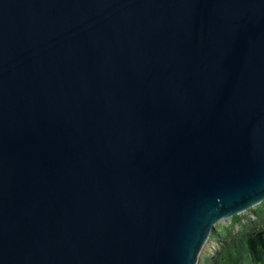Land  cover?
Returning <instances> with one entry per match:
<instances>
[{
	"label": "water",
	"instance_id": "1",
	"mask_svg": "<svg viewBox=\"0 0 264 264\" xmlns=\"http://www.w3.org/2000/svg\"><path fill=\"white\" fill-rule=\"evenodd\" d=\"M264 200V0H0V264H199Z\"/></svg>",
	"mask_w": 264,
	"mask_h": 264
},
{
	"label": "trees",
	"instance_id": "2",
	"mask_svg": "<svg viewBox=\"0 0 264 264\" xmlns=\"http://www.w3.org/2000/svg\"><path fill=\"white\" fill-rule=\"evenodd\" d=\"M253 213L256 219L240 225L235 233L231 228L241 223L238 214L230 225L216 228L212 237L218 242L203 253L199 264H264V200Z\"/></svg>",
	"mask_w": 264,
	"mask_h": 264
},
{
	"label": "rangeland",
	"instance_id": "3",
	"mask_svg": "<svg viewBox=\"0 0 264 264\" xmlns=\"http://www.w3.org/2000/svg\"><path fill=\"white\" fill-rule=\"evenodd\" d=\"M258 206H259V204L251 205L246 210L241 211L239 214L237 213L239 216L242 217L241 223H239V224L237 223L236 225H234L231 228V231L235 233L239 229L240 225L246 223L250 219H252V221H254L257 216H256L255 213H253V211H255L258 208ZM231 221H232V216L227 217L225 219H221V220L217 221L216 224H214V227H215V229L216 228L219 229L222 225L223 226H228V225H230ZM215 239L216 238L212 237V235L209 236V238L206 240V243L202 247V250H201V253H200V257L203 255V253L208 251L210 248L216 246L218 241L215 240Z\"/></svg>",
	"mask_w": 264,
	"mask_h": 264
}]
</instances>
